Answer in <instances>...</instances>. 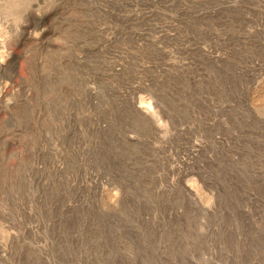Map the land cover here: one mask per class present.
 I'll use <instances>...</instances> for the list:
<instances>
[{
	"label": "rangeland",
	"instance_id": "374dc122",
	"mask_svg": "<svg viewBox=\"0 0 264 264\" xmlns=\"http://www.w3.org/2000/svg\"><path fill=\"white\" fill-rule=\"evenodd\" d=\"M15 20L0 264H264V0H17Z\"/></svg>",
	"mask_w": 264,
	"mask_h": 264
},
{
	"label": "bare ground",
	"instance_id": "6f19581e",
	"mask_svg": "<svg viewBox=\"0 0 264 264\" xmlns=\"http://www.w3.org/2000/svg\"><path fill=\"white\" fill-rule=\"evenodd\" d=\"M8 7L10 9L12 18H11V21H9L7 23L2 22L1 25H0V45H6L4 43V41L1 40V37L4 36V35H7V37L11 39L12 45H16V43H18V38H17V36L15 34V25H16V23H15L16 22V20H15V11H16V8H17V0H8Z\"/></svg>",
	"mask_w": 264,
	"mask_h": 264
}]
</instances>
